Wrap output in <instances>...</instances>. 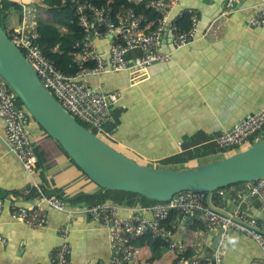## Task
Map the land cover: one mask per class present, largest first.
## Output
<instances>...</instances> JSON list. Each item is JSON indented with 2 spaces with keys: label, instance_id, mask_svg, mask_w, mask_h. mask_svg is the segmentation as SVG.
Segmentation results:
<instances>
[{
  "label": "crops",
  "instance_id": "crops-1",
  "mask_svg": "<svg viewBox=\"0 0 264 264\" xmlns=\"http://www.w3.org/2000/svg\"><path fill=\"white\" fill-rule=\"evenodd\" d=\"M226 1L177 0L169 10L170 21L174 23L187 9L198 10L199 36L191 44L175 49L168 35L162 49L171 53V59L154 64L146 80L131 85L124 72L87 77L94 87L102 84L100 88L105 92L119 90L123 94L112 106V120L101 130L107 142L145 164L171 167L156 164L170 162L187 167L220 159L218 153L209 154L214 151L213 146L203 147L207 141L218 145L220 134L264 109V26L248 24L249 16L263 0H241L229 15L225 14ZM23 5L31 10L24 12ZM27 15L37 27L55 22L44 0H0V23L7 30L19 28ZM61 30L68 31L65 27ZM206 30L209 34L203 36ZM42 32L45 33L43 29ZM97 44L98 50L107 55L109 40L101 38ZM27 128L38 154L37 170L32 175L10 150L0 118V231L8 239L6 244H0V264L48 263L50 252L61 243L58 229L64 225L73 245L71 264L109 262L108 231L86 210L99 201H107L119 205L120 214L126 216L131 209L147 207L150 199L101 187L37 121L31 120ZM256 138L257 135L246 143L261 139ZM198 157L209 159L198 162ZM32 180L38 181L47 195L60 196L68 203L67 212L48 209L44 228L30 227L11 214L13 205L35 202L37 192L27 193ZM252 182L232 184L222 189V194L212 193L208 203L227 210L240 206L264 220V204L248 194ZM193 221L173 214L169 226L175 229L177 240L204 257L220 230L191 232ZM176 262L177 252L172 249L155 258L149 246L140 248V264ZM223 264H264V251L252 239L237 234L228 241Z\"/></svg>",
  "mask_w": 264,
  "mask_h": 264
},
{
  "label": "built area",
  "instance_id": "built-area-1",
  "mask_svg": "<svg viewBox=\"0 0 264 264\" xmlns=\"http://www.w3.org/2000/svg\"><path fill=\"white\" fill-rule=\"evenodd\" d=\"M139 1L141 0L137 2ZM240 1L227 0L225 14L232 13ZM176 2L177 0H150L146 8L159 14L157 20H149L144 14L137 13L132 5L128 6L124 15H114L110 6L77 2L73 6L72 23H78L82 34L73 44L72 61L79 68L76 74H65L53 59L44 54L38 42L41 34L36 24L29 22V15L23 18L20 27L13 30L10 37L30 61L42 85L63 108L89 127L102 130L112 120V106L123 94L119 90L105 92L100 88L102 84L94 87L87 77L101 76L108 72H124L129 75L131 85L138 84L150 76V69L154 64L170 61L171 53L162 49L168 35L175 49L195 41L200 32L199 11L193 8L185 10L191 14V27L181 31L169 19V10ZM22 8L24 12L31 10L27 5ZM248 24L253 27L264 26V0L257 11L249 16ZM208 34L206 30L202 35ZM101 38L110 42L107 55L98 50L97 40ZM134 50H137L136 55ZM0 118L4 123L10 150L26 172L29 175L34 174L37 170L38 154L27 128L32 117L1 75ZM262 128L264 109L248 115L220 134L216 142L220 147H238L252 139ZM252 183L249 196L264 204V178ZM31 190L37 192L35 202L23 206L13 205L11 214L14 219L30 227L44 228L48 224V209L69 211L64 198L47 195L38 181L30 182L27 193ZM220 192L223 193L222 190ZM211 194L212 192L207 191L185 190L167 201L150 200L147 207L131 209L126 216L120 214L122 208L115 203H95L86 211L108 231L110 261L88 264H140V249L134 247L132 242L137 236L147 234L162 240L170 249L176 251L177 264H200L202 261L206 264H223L228 253V241L237 234L252 239L264 251V220L251 215L240 206L232 210L213 206L208 203ZM2 207L3 204H0V210ZM174 212L200 220L205 225V232L217 229L222 231L217 247L212 252L214 261L206 255L200 257L191 254L186 243L175 238V229L165 224ZM69 234V229L65 225L61 226L58 229L61 243L50 252L48 263L36 264H71L73 245ZM7 241V237L0 231V244H6Z\"/></svg>",
  "mask_w": 264,
  "mask_h": 264
},
{
  "label": "water",
  "instance_id": "water-1",
  "mask_svg": "<svg viewBox=\"0 0 264 264\" xmlns=\"http://www.w3.org/2000/svg\"><path fill=\"white\" fill-rule=\"evenodd\" d=\"M0 75L33 119L103 188L167 201L185 190L214 192L264 178V137L220 159L180 168L156 167L128 156L63 108L1 23ZM221 233L206 251L212 261Z\"/></svg>",
  "mask_w": 264,
  "mask_h": 264
},
{
  "label": "trees",
  "instance_id": "trees-1",
  "mask_svg": "<svg viewBox=\"0 0 264 264\" xmlns=\"http://www.w3.org/2000/svg\"><path fill=\"white\" fill-rule=\"evenodd\" d=\"M149 1L150 0H141L139 2L137 1L133 2L131 0H65V1L44 0L45 8L47 9L49 15L53 17L55 22L45 23L38 26V30L41 34V37L38 39V42L44 54L48 58L53 59L56 62L57 66L65 74H76L79 68L72 61L73 44L75 43V41L81 38L82 33H81V27L78 25V23L76 22L72 23V19L74 16L73 6L77 2H93L98 6L112 7L114 10L113 12L114 15H124L128 6L132 5L137 13L144 14L149 20L150 19L157 20L159 14L155 13L154 11H150L146 8V5ZM174 23L178 26V28L181 31H185L189 29L191 27V14L186 11L183 12L179 17L176 18ZM1 25L6 29V27L3 24ZM62 27L67 28L68 31L65 32L62 31L61 30ZM42 29L45 32L44 34L42 32ZM6 31L9 33V35L12 32L7 29ZM32 120H34L33 117ZM81 123L84 124L86 127L90 128L86 123L84 122ZM97 135L99 134L97 133ZM101 137L104 138L103 136ZM236 151L237 150H235L234 152ZM227 187H223L222 189ZM222 189L214 191L212 193L220 192ZM151 201L155 202L157 200H151ZM173 214H179V213L178 212L172 213L170 217L166 220L165 224L168 227H172L169 226V221L171 220ZM190 220H194L190 226L191 232H194L195 230H205V225L200 220L196 218H191ZM132 244L134 247H137L139 249L143 248L144 246H149L150 249H152L153 257L155 258H161V256L164 255L166 252H168V250L170 249L167 246V244H165L162 240L154 239L151 237V235L148 234L143 236H137L136 238L133 239ZM156 249H159L160 251L157 252ZM189 251L191 252V254L194 255L196 254V252L192 251L191 248H189ZM177 263H178V257H177V262L175 264ZM200 264H206V263L202 261Z\"/></svg>",
  "mask_w": 264,
  "mask_h": 264
},
{
  "label": "rangeland",
  "instance_id": "rangeland-1",
  "mask_svg": "<svg viewBox=\"0 0 264 264\" xmlns=\"http://www.w3.org/2000/svg\"><path fill=\"white\" fill-rule=\"evenodd\" d=\"M90 128H92L96 133H98L100 136H103V137H106L102 132L101 130H98V129H95L93 127L90 126ZM264 135V128L261 129V132L257 134V139L261 138L262 136ZM255 142V141H254ZM253 142V143H254ZM248 144V145H247ZM252 143L249 144L248 143H245L244 145H241V146H238V147H219L218 145H216L213 141H207V143L203 146V147H209V146H213L214 148V151L210 152L209 154H220L221 158L222 157H225L231 153H233L235 150H241L243 148H247L249 145H251ZM247 146V147H245ZM209 158H203V157H198L196 160L198 162H201V161H205V160H208ZM139 160V159H138ZM141 161V160H140ZM208 162V161H207ZM204 163V162H202ZM157 165H168V166H171V167H175V168H180V166H182L184 163H181V164H172V163H165V162H158L156 163ZM199 164V163H198ZM157 167V166H156ZM171 167H162V168H171ZM124 193H128L127 195H131L133 197H141L139 196L138 194H135V193H132V192H124Z\"/></svg>",
  "mask_w": 264,
  "mask_h": 264
}]
</instances>
